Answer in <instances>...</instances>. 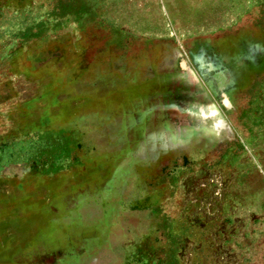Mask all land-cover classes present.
Segmentation results:
<instances>
[{
	"label": "rangeland",
	"instance_id": "374dc122",
	"mask_svg": "<svg viewBox=\"0 0 264 264\" xmlns=\"http://www.w3.org/2000/svg\"><path fill=\"white\" fill-rule=\"evenodd\" d=\"M0 264H264V0H0Z\"/></svg>",
	"mask_w": 264,
	"mask_h": 264
}]
</instances>
